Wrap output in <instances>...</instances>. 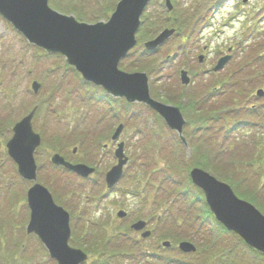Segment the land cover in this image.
Masks as SVG:
<instances>
[{"label": "rangeland", "instance_id": "rangeland-1", "mask_svg": "<svg viewBox=\"0 0 264 264\" xmlns=\"http://www.w3.org/2000/svg\"><path fill=\"white\" fill-rule=\"evenodd\" d=\"M121 1L47 0V5L52 11L73 16L77 20L80 17L83 22L95 24L98 22L99 11L110 8L111 12L107 16H102V21H107ZM171 1L180 12L182 11V16L187 15L193 18L194 37L185 44L179 35H174L158 53L149 56L143 54L145 49L140 47L139 43L131 55L119 65L121 70H124L121 65H125L128 68L133 66V72L144 70L142 72L151 73V86L154 85L155 89L162 91L164 97L168 95L176 97L178 91H181L184 92V95L191 92L199 99L206 96L209 87L217 81L228 80L227 82L232 84L235 79H239L248 84L247 77H251L250 68L242 66L249 59H257L256 52L260 53L262 59L252 60V65L255 64L257 69L260 68L264 72V0ZM105 2L108 3V7L101 6ZM165 4V0H152L149 9L144 10L142 17L144 30H139L138 39H142L141 34L147 26L151 27L154 22H162L166 19V17L157 16L161 10H166ZM195 14L197 16L194 17ZM174 23L166 28L176 29ZM159 28L160 26H157V29ZM26 39L25 35L18 33L0 12V229L6 231L5 237L0 231V236L3 237L0 238V243H2L0 262L8 264L9 258H12L15 252L18 254L16 263L11 261L9 264H23L25 260L26 264H38L37 261L40 259L37 242H34L33 237L22 230L25 217L29 215L26 196L29 188L32 185L34 187L36 181L28 182L22 179L16 165L5 150L6 143L13 136V127L29 115L36 106L40 111L34 118V130L44 137L43 145L35 154L38 166L37 181L54 194L57 201L59 199L67 200L68 208L73 211L75 217L73 219L75 226L80 227L84 222L87 229H83L82 232L77 231V236L94 231L96 235H102L107 245L109 244V247L106 246L109 250L106 249L105 252H108L110 257L124 252L129 256L141 254L140 247H135L137 240L141 242V235L125 231L130 228L129 225L136 218L120 220L115 212L119 209L127 212L133 206L135 208L142 207L141 210H145L144 205L142 206L140 201L132 196L121 195V192L109 193L104 180L101 179V176L116 164V144L111 141V136L107 142L100 137H103L111 128L114 132L120 124L125 125L120 141L126 144V155L129 157L130 163L127 167L126 177L118 187L129 190L134 185L142 186L152 182L157 183L158 187L160 186L155 193V196L158 197L151 204L156 205L155 209L162 214L161 219L157 223L156 221L154 224L151 223L148 228L151 235L153 232V236L150 240L142 242V251L149 245H152V250H154V246L158 249V245H161L164 240L180 242L189 237L187 234L190 232L196 236L199 233L202 234L199 231V222L195 217H190L191 213L183 212L180 216L182 219H178L179 211L187 209L191 205L190 201H182L184 206H181V209L173 201V206L176 209L172 207V210L175 211L173 216L168 209L171 205H168L166 197L172 190V186L164 177V168L170 160L174 161L177 157L180 160L184 158L180 155L181 150L176 151L174 141L171 139V135H173L171 128L165 119L160 120L161 115H157L142 104L128 107L126 101L122 102L121 100V103L118 102L114 106L105 104L107 102L96 98L97 96L105 97L104 93L98 87L84 83L76 75L74 68L67 69L64 57L49 54L47 51L33 46L32 43H28V39ZM205 47H207L206 51L203 50ZM230 49H232L233 60L229 61L230 63L224 70L218 74L206 75L204 71L211 70L222 55L229 54ZM199 55L206 56L202 64L198 61ZM183 68L188 69L192 76V84L187 90L181 87L179 80V71ZM254 76H256L255 81H259V83L258 85L251 83L253 89L250 92L248 85L240 88L237 87L238 84L233 86L235 91L239 88L240 93H243L242 97L239 96L234 104L236 107L243 106L245 103L249 105L248 98H251V102L258 104L262 112L257 109L259 114L250 116L249 113L250 117H244V113L234 112V116L230 120L226 116L218 115L216 137L220 139L216 143L219 145L225 142L226 146L233 145L234 148L239 146L238 137L242 141H246L252 134H264V128H261L264 126V99L257 101L255 98L257 90L264 89V74L261 72L260 75L254 74ZM34 82L40 84L37 93L32 89ZM232 90L226 89L222 93L224 95L231 94ZM222 93L218 96H221ZM211 96H213V91L210 95L208 94L209 98ZM165 100V98L161 99V101ZM212 100L215 99L212 97ZM224 101L225 99L222 102ZM243 120L245 121L242 122ZM249 122L252 123L251 125L257 126L246 124ZM231 124H240L243 131L237 130V134L232 131L229 134ZM58 137L72 139L68 150L64 149L63 152L53 150L51 144ZM226 137L227 140H224ZM151 139L154 143L148 147ZM242 143L240 142V146L246 145ZM62 146L65 148V145ZM153 146L155 149L150 151V153L153 152V157L150 160L144 150H147L145 147H148L149 150ZM75 148L76 154H73ZM185 150L186 155L189 156L191 151ZM247 151L249 152L250 149ZM55 153L63 154L71 163H84L88 167H98L97 171L89 178L90 181L82 180L75 174L53 165L51 157ZM175 165L177 168L174 167L173 170L174 178L177 177L178 181H184L178 176L182 171L177 162ZM181 175H184V172ZM239 175L237 178L239 186L237 184L235 186L236 190L238 189V192L241 193V196H238L251 203L252 196H254L256 200L258 199V203H262L264 201V179L258 186V184L256 185L259 180L257 175H253L251 178L244 176L245 179H241ZM262 178H264V174ZM163 182L164 185L161 186ZM227 183L230 182L227 181ZM174 188L176 189V187ZM184 189L183 187L179 188L181 191L176 194L177 197H181L180 200L189 198L187 194H183ZM124 193L127 194L126 191ZM244 193H249L250 196L243 197ZM152 208L154 209V206ZM258 209L264 215V210ZM199 211L200 209L197 208V212ZM109 215L112 217V221L118 225L116 228L123 229L118 230L120 232H115V239L98 229L107 225L108 219H110ZM16 224L18 226L12 229V226ZM25 224L27 223L25 222ZM147 232L149 231L147 230ZM121 236L128 239V244ZM222 236L229 238V235L222 234ZM13 243L27 245L24 261L21 257L25 254H21L15 246H12ZM232 243L228 242L225 245ZM166 252L168 253V251H164V254ZM248 253L249 250L246 259H248ZM202 255L198 252L190 255V261L195 263Z\"/></svg>", "mask_w": 264, "mask_h": 264}, {"label": "water", "instance_id": "water-1", "mask_svg": "<svg viewBox=\"0 0 264 264\" xmlns=\"http://www.w3.org/2000/svg\"><path fill=\"white\" fill-rule=\"evenodd\" d=\"M150 1L122 0L109 22L93 25L79 23L74 17L52 11L47 5V0H3L0 1V12L30 43L45 49L49 54L64 56L67 63L73 66L86 82L102 87L115 97L125 98L129 103H144L161 115L171 129H175L171 126L174 120L176 126L182 127L183 130L186 120L181 110L151 98L145 73L129 74L118 68L120 61L137 43L136 33L140 28V18ZM168 7L172 8L169 2ZM173 33L174 30H165L155 40L145 45L147 50L152 51L156 46L162 45ZM203 59L201 56L200 62H203ZM230 59V56L222 58L214 70H222ZM181 79L185 85L190 83L185 71L181 73ZM32 87L37 93L40 85L35 82ZM263 94L262 90L258 91L259 96ZM35 113L36 109L14 126V135L7 143L9 156L18 165L20 175L29 181L37 180L34 154L41 145V137L32 127ZM121 130L122 127L114 135V140L118 138ZM180 134L186 145L182 133ZM116 155L119 164L107 175L109 187L120 179L126 164L122 144ZM52 162L83 178L89 177L93 172L88 166L82 164L74 166L66 162L60 155H54ZM190 175L193 184L204 192L207 205L217 221L228 231L239 235L248 246L264 254V215L252 204L239 199L228 184L218 181L210 173L194 169ZM28 206L32 211V222L28 232H34L41 237L44 234L40 226L43 214L50 210H62L54 203L49 190L38 183L28 192ZM63 215L67 220V214ZM119 216L124 215L120 213ZM44 223L48 230L56 231L61 227L60 223L50 218L45 219ZM50 233L51 231L48 232ZM180 248L184 252L195 250L190 243H182ZM80 255L77 264L86 259L82 252Z\"/></svg>", "mask_w": 264, "mask_h": 264}, {"label": "trees", "instance_id": "trees-1", "mask_svg": "<svg viewBox=\"0 0 264 264\" xmlns=\"http://www.w3.org/2000/svg\"><path fill=\"white\" fill-rule=\"evenodd\" d=\"M104 5L108 7L107 2L103 3L101 6ZM108 8L102 9L98 12L99 17L97 20H102V16H107L111 12L110 8ZM78 18L79 20L82 19L80 17ZM174 19V16L169 15L164 21L154 22L151 27L147 26L146 30L142 32L143 34H141L142 39H138L140 45H142L147 40L152 39L157 33L164 29V27L166 28L170 26V24L174 21H176L174 25L177 27L176 29L178 30L179 36L182 41L185 43L190 42L191 38L193 37V33L189 32L190 26L184 21L179 22L178 20ZM157 26H160V28L157 29ZM142 30H144L143 27ZM65 66L67 69L71 68L66 63ZM140 66L143 67L142 65ZM250 66L251 61H247L246 63H243L242 67L248 68ZM122 67L124 69L133 71V66H130V68H128V66L122 65ZM144 69L147 70V68ZM259 71L260 70L254 71L251 69L250 73L258 74ZM255 77L256 76H253L252 80H255ZM247 78L248 80L251 79V77ZM227 81H217L214 85L211 86L215 91L211 98H209L208 96H204L202 99H199L198 97L196 98V96L191 92H189L186 96H182L184 100H182V98L168 97V99L167 97H165V101L179 106L184 115L187 117L188 124L186 129V138L190 145L189 147L191 151L189 157L188 155H186L185 147L180 143V141L178 140V142L176 143L177 151L181 150L180 155L182 158H184V164L186 167L184 171H187L188 173L192 167H205L218 179H222L226 182L229 181V184L232 186L236 194L241 196V193L238 192V189L236 190L235 188L236 184L239 186V181H237L239 174V177L241 179H245L246 177L251 178L253 177V175H257V178L259 180H257L256 185L258 184V186L259 183H261L264 179L262 178V175L264 174V146L256 147L254 144L255 147L253 146L254 148L252 149L255 150L248 152L247 150L249 149V147L247 145L240 146V142L239 146L234 148L233 145L226 146L225 142L222 143V145L216 143V141H219V139H217L216 137V130L218 129L217 116H224L223 112L226 110L225 107L219 106L218 103L220 102V104H222V101L229 95L228 94L225 97H221L222 95L218 96V94L222 93L223 90L228 89L231 91L233 89L231 94L229 95L228 101L234 103L238 100L239 96L242 97L243 95V93H240L239 88L236 89L237 93L235 91V88H233V86L236 85L235 81L238 80H234L232 84L228 83ZM258 82L259 81H255L256 84H258ZM153 93L156 97H163L162 93L158 90L153 89ZM238 93L239 95H237ZM212 97L215 99L214 101L212 100ZM218 97L220 99L216 100V98ZM207 100L209 101V104ZM248 100L251 101V98H248ZM39 111L40 110H38V112ZM233 112H248V114L250 113V116H252L253 114H255V109L248 107L241 108L237 106V109H235ZM260 137H262L261 139L264 142V136L260 134ZM58 143L61 144L60 147H57V149L60 151H62L63 149L68 150L70 147L67 143V138L62 137L58 139ZM62 145H65V148ZM178 160H180L178 159V157L175 158L176 162H182V159L180 161ZM189 181L190 179L188 176L187 184L191 187L192 185ZM244 194L245 195H242L243 197L250 196L249 193ZM197 197L202 200V197L198 194ZM252 197L253 200L249 198L252 203L255 204L258 208L264 210V201L262 203H258V199L256 200L254 196ZM205 208L206 209L203 214L204 219H206L207 222H210L213 226L218 227L217 230L219 232L221 229V234L229 235V238H223V236H220L216 238L211 237L209 240L207 239L211 236L209 232H202V234L199 233L198 236L194 234L195 239L198 240L200 245L198 248V253L203 254L199 258H208L210 264H264V255L254 251L253 249H250L249 247L248 249L244 242L238 236L226 231L221 227L219 223H217L213 215L207 209L206 205ZM1 232L4 233L3 230H1ZM206 240L208 241L207 243ZM228 242L233 243L225 245ZM248 250V259H246Z\"/></svg>", "mask_w": 264, "mask_h": 264}, {"label": "flooded vegetation", "instance_id": "flooded-vegetation-1", "mask_svg": "<svg viewBox=\"0 0 264 264\" xmlns=\"http://www.w3.org/2000/svg\"><path fill=\"white\" fill-rule=\"evenodd\" d=\"M98 168V167H97ZM97 168L96 171H97ZM126 172L127 168L124 171V178L126 177ZM106 174L107 172L101 176V179L104 180L106 184ZM123 178V179H124ZM121 179L118 184H116L112 188H108L106 185V188L109 193H114L116 194L118 192H121V195H126V196H132V198L138 199L141 203V205H144L145 210H141L142 207L135 208L134 206L131 209H128L127 212L123 209L116 210L115 214L117 218H119L118 213L123 211L124 216L122 218H119L120 220H126L127 218H136L128 228L125 229V231H129L131 233H136L137 235H141V242L137 240L135 247H140L141 249V254L139 256L137 255H128L126 252L118 255L115 254L110 257L108 252L106 253L105 250H109L106 246L109 247V244L107 245L105 239H103L102 235H96L95 231L92 233H86L85 235H79L77 236V231L82 232L83 229H87L86 226H84V222L82 226L78 227L74 225L73 219L74 214L71 209L68 208L67 200H61L59 201L56 200V203L62 207H65V210L68 214V220L63 218V220L60 222L61 227L56 230H48L46 228V231L44 228H42L44 234L43 236H39L36 233H28L27 229L28 226L30 225L32 221V212L28 210L29 215L25 217V232L27 235L32 236L34 239V242H37L38 248L40 250V259L38 264H60L66 262V264H76L77 260H80V252L77 253V251L82 250L85 253L88 254V260L82 264H199L198 262L194 263L191 262V258L184 257L185 255L180 254V256H171L168 257L166 254L161 253V250H172L173 252H178L176 247L172 248H162L160 245H158V249H156V246H154V250H152V245L146 246L142 251V242H146L150 240L153 236H149L147 239H143L144 233L147 232V230L150 232L148 229L151 226V223L154 224L156 221L159 222L161 219V215L159 211H157L156 205H153L151 203L155 202V195L154 192H156V189L154 186L149 185L147 188H143L141 186L137 188L131 187V189H126L123 187H118L119 185L121 186V183L123 181ZM91 179H88L87 181H90ZM101 181V180H99ZM138 186V185H137ZM126 191L127 194L124 193ZM150 193V194H148ZM154 206V209L152 208ZM55 212L56 211H52ZM110 219H108L107 225H103L99 227L101 232L103 233H110L115 234V232H120L118 230H123L121 228H116L118 225L112 221V217L109 215ZM135 224L141 225L138 228V231H136L133 227ZM99 226V225H98ZM51 231L50 234L48 232ZM100 234V233H99ZM122 237V236H121ZM116 237H114L115 239ZM124 242L128 244V239L122 237ZM135 241V240H134ZM162 244V243H161ZM119 246V245H116ZM117 248V247H116ZM115 248V249H116ZM17 250L20 251L21 254H25L21 257L22 261L26 259V249L27 245L23 246V243H18L17 244ZM24 251V252H22ZM96 253L99 254L98 257H95ZM108 256V257H107ZM18 254L15 252L14 258H17ZM194 261V260H192ZM198 261V259H197ZM27 261L25 260L23 264H26ZM35 263V262H34ZM203 264H207L205 259H202ZM33 264V263H32Z\"/></svg>", "mask_w": 264, "mask_h": 264}, {"label": "bare ground", "instance_id": "bare-ground-1", "mask_svg": "<svg viewBox=\"0 0 264 264\" xmlns=\"http://www.w3.org/2000/svg\"><path fill=\"white\" fill-rule=\"evenodd\" d=\"M0 1H3V0H0ZM157 47H159V46H156L155 48H157ZM257 53V59H252V60H260V59H262V58H260V53H258V52H256ZM152 55H153V53H151ZM129 55H131V54H127V56L125 57V58H123L122 60L124 61V60H126V58L129 56ZM252 60L251 59H249L248 61H251V66L250 67H248V68H250L249 70H260V68L259 69H257L256 68V66H255V64H253L252 65ZM256 61H255V63H256ZM247 62V61H246ZM245 62V63H246ZM246 68V67H245ZM261 72H262V74H264V72L263 71H259V75L261 74ZM149 75H150V73H149ZM160 81H162V79H160ZM98 86V85H97ZM213 91V93L215 92L213 89H212V87H209V89H208V92H206V94L208 95H210V93ZM184 92H181V91H178V96H176L177 98H182V100H184L183 99V97L182 96H185L184 94H183ZM168 97H171L170 95H168L167 96V98ZM169 99V98H168ZM99 100L100 101H104V102H107V103H105V104H108L109 102H112L113 103V105H115V104H117L118 102H120V100H121V98L120 97H115V96H113V94H109L108 93V96H106L105 95V97H99ZM142 105H144V106H146L148 109H150L151 111H154L153 109H151L148 105H146V104H144V103H142ZM223 106L225 107V109H226V111H224V116H226L229 120L231 119V117L232 116H234V110L235 109H237V107H236V105L234 104V102H230V101H228V99H225V101L223 102ZM181 112V114L183 115L184 113H183V111L181 110L180 111ZM233 112V113H232ZM185 119H187V117L185 116L184 117ZM161 119H163V117L161 118ZM177 124L174 122V120L171 122V126L173 127V128H175L174 130L173 129H171V131H172V134L173 135H171L172 136V140H173V138H174V146L176 147V149H177V145H176V143L178 142V140L180 141V143L182 144L183 143V140H182V137H181V134L180 133H183V131H184V127H185V125L183 126V130H182V127L181 128H179V127H177L176 126ZM232 126L230 127V131H229V134L233 131V132H236V134L238 133L237 132V130H240V131H243L241 128H240V126L239 125H234V124H231ZM178 131H177V130ZM181 130V131H180ZM217 131V130H216ZM244 133L246 134V132L244 131ZM217 135V134H216ZM183 136V135H182ZM264 136V135H263ZM153 138V137H152ZM184 138V137H183ZM262 137H260V135H257V136H255L254 134H252L250 137H249V139L248 140H246V141H242V139H240L239 137H238V139L240 140V142H244L248 147H249V149H250V151H253V150H255V149H252V148H254L255 146L256 147H262V146H264V142L262 141V139H261ZM217 139H220L219 137H217ZM237 139V140H238ZM67 140L69 141V142H71V140L69 139V138H67ZM184 140H185V138H184ZM224 140H227V137L224 139ZM67 141V143L69 144V142ZM254 144H255V146H254ZM61 146V144H59V147ZM254 146V147H253ZM157 148V147H156ZM153 155V152H151V153H147V158L148 159H152V156ZM52 159V158H51ZM198 169H201V170H203L204 172H208V169L207 168H205V167H198ZM124 178V176L123 175H121V177H120V181H121V179H123ZM124 180V179H123ZM59 208H61L62 210H55L56 211V213L55 212H52L51 210L50 211H47L46 213H44L43 214V218L40 220V226L42 227V228H44V230L46 231V224L44 223V220L45 219H47V218H50V219H52L54 222H56V223H60L62 220H63V214L64 213H66V210H65V207H62V206H60V205H57ZM191 211H193V213H196V210L194 209V207H191V209H190ZM32 222V221H31ZM24 224H25V222H24ZM31 224V223H30ZM40 236V235H39ZM109 237H111V238H114L115 237V235H113V237L112 236H109ZM95 256H98V253H96V255Z\"/></svg>", "mask_w": 264, "mask_h": 264}]
</instances>
